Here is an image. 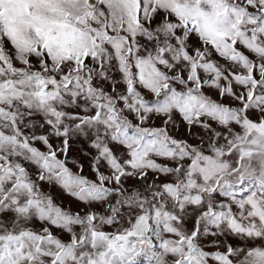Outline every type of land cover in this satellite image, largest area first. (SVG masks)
<instances>
[{
	"label": "snow or ice",
	"instance_id": "obj_1",
	"mask_svg": "<svg viewBox=\"0 0 264 264\" xmlns=\"http://www.w3.org/2000/svg\"><path fill=\"white\" fill-rule=\"evenodd\" d=\"M0 264H264V0H0Z\"/></svg>",
	"mask_w": 264,
	"mask_h": 264
},
{
	"label": "rangeland",
	"instance_id": "obj_2",
	"mask_svg": "<svg viewBox=\"0 0 264 264\" xmlns=\"http://www.w3.org/2000/svg\"><path fill=\"white\" fill-rule=\"evenodd\" d=\"M71 155H72V156H75L77 159L80 160L81 163L84 164L85 171H84L83 174L86 175V176H88L89 178H93V177H92V174H91V172H90V170H89V167H88L87 159H86V158H83V157H81V156H78L75 152H73ZM69 166L73 168V171H76V168L73 167L71 164H70ZM45 189L47 190V186H46V185H45ZM53 194H54V195L56 194L55 191H53Z\"/></svg>",
	"mask_w": 264,
	"mask_h": 264
}]
</instances>
